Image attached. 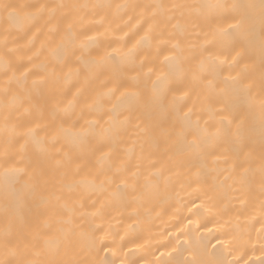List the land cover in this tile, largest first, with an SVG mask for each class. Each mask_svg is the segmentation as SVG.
I'll list each match as a JSON object with an SVG mask.
<instances>
[{
	"label": "bare ground",
	"instance_id": "6f19581e",
	"mask_svg": "<svg viewBox=\"0 0 264 264\" xmlns=\"http://www.w3.org/2000/svg\"><path fill=\"white\" fill-rule=\"evenodd\" d=\"M0 264H264V0H0Z\"/></svg>",
	"mask_w": 264,
	"mask_h": 264
}]
</instances>
